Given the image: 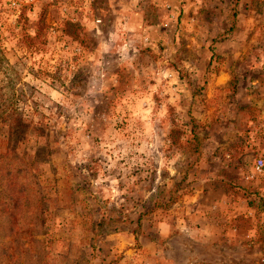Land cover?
Wrapping results in <instances>:
<instances>
[{
    "label": "rangeland",
    "instance_id": "374dc122",
    "mask_svg": "<svg viewBox=\"0 0 264 264\" xmlns=\"http://www.w3.org/2000/svg\"><path fill=\"white\" fill-rule=\"evenodd\" d=\"M259 159L264 0H0V264H264Z\"/></svg>",
    "mask_w": 264,
    "mask_h": 264
},
{
    "label": "crops",
    "instance_id": "0c3cea01",
    "mask_svg": "<svg viewBox=\"0 0 264 264\" xmlns=\"http://www.w3.org/2000/svg\"><path fill=\"white\" fill-rule=\"evenodd\" d=\"M203 219H205V217ZM194 230L195 231L192 230V233L191 232L189 233L190 236L194 237V241H187V243L186 242L182 243V241H180L181 238L179 239V237H181L182 235L181 236L179 234L178 236H176V234L168 235V233L163 235L162 237L163 240L166 237L171 236V237H178V240L180 242V245H176L169 241V239L171 238L170 237L167 239L168 243L167 242L165 243L166 246L165 249L158 251L157 254H160V258L164 259L165 264H218L217 259L212 258L211 255L196 253L194 249V246L196 245L195 243L198 244V242H196L197 240H199L198 237L203 236L207 232V230L205 229L204 231H199V229H194ZM210 236H212L213 238H211V240H208V244L210 250H213V247H211L210 245L211 242H213L216 238L214 234ZM203 249H205V247H203ZM179 254H181L180 257ZM163 255H165V257H163Z\"/></svg>",
    "mask_w": 264,
    "mask_h": 264
},
{
    "label": "trees",
    "instance_id": "16d2710c",
    "mask_svg": "<svg viewBox=\"0 0 264 264\" xmlns=\"http://www.w3.org/2000/svg\"><path fill=\"white\" fill-rule=\"evenodd\" d=\"M236 15H237V12L234 10L231 14H230V21H231V25H230V28H229V31H234L235 30V18H236ZM99 218H102V221L103 219H107V216L104 215V213H102ZM99 224L101 223L100 220H98Z\"/></svg>",
    "mask_w": 264,
    "mask_h": 264
},
{
    "label": "built area",
    "instance_id": "2783aa9c",
    "mask_svg": "<svg viewBox=\"0 0 264 264\" xmlns=\"http://www.w3.org/2000/svg\"><path fill=\"white\" fill-rule=\"evenodd\" d=\"M263 161H262V159H259L257 162H256V164H255V169L257 170V171H260L262 168H263Z\"/></svg>",
    "mask_w": 264,
    "mask_h": 264
}]
</instances>
